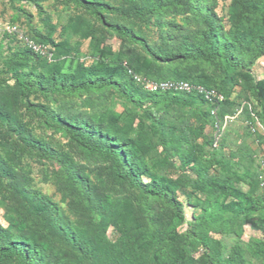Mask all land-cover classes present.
<instances>
[{"label":"rangeland","instance_id":"374dc122","mask_svg":"<svg viewBox=\"0 0 264 264\" xmlns=\"http://www.w3.org/2000/svg\"><path fill=\"white\" fill-rule=\"evenodd\" d=\"M95 1L127 12L133 7L150 11L159 0ZM199 6L206 7L225 30L229 29V1H209ZM103 20L129 29L155 54L164 53L168 61H152L138 44L117 36L74 0H0V72L18 74L37 86L39 91L28 99L54 121L103 126L130 122L133 137H140V141H127V149L136 152L145 170L150 175L156 173L183 204L182 214H174L159 202L145 203L151 214L166 219L170 233L193 226L207 209L200 191L177 186L180 176L188 175L192 180L197 173L201 177H227L229 172L223 167L233 166V188L245 194L249 191L248 180L253 178L258 184L256 195L263 199L264 128L252 86L264 78V57L251 63L245 61L243 68L236 72L226 70L223 76L186 63L180 55L187 44L199 43L204 25L198 14L183 7L146 12L144 19L103 13ZM97 62L110 67L130 64L140 78L199 79L209 87L207 91L222 96V100L204 103L191 92V96L174 95L184 99L179 105L141 100L142 105L136 106L121 97L115 87L101 92L79 90L90 78L88 73L97 69ZM53 89L68 93H53ZM119 89L138 98L136 85L131 82L121 84ZM221 104L223 121L216 123V110ZM0 118L6 120L0 126V247L15 246L24 252L26 240L30 239L45 258L43 264H89L85 250L78 246L81 233L110 242L116 238L113 227L102 231L98 226V208L109 201L128 204L140 229L150 230V222L141 212L144 203L139 194L116 185L110 177L109 164L87 160L64 131L26 112L13 81L0 88ZM187 131L196 137L195 156L201 163V167L192 165L195 174L176 157L175 139ZM209 137L213 138L212 147L208 145ZM140 180L149 182L145 177ZM234 199L227 192L219 195L212 206L219 207L224 218H228L223 206ZM45 213H53L49 221L61 227L59 231L51 229ZM254 219L256 224L243 225L239 237L249 253L248 245L263 240L264 210L255 213ZM65 227L72 232V238L63 234ZM212 236L227 245L235 240L228 234Z\"/></svg>","mask_w":264,"mask_h":264},{"label":"trees","instance_id":"16d2710c","mask_svg":"<svg viewBox=\"0 0 264 264\" xmlns=\"http://www.w3.org/2000/svg\"><path fill=\"white\" fill-rule=\"evenodd\" d=\"M209 1L216 0H159L155 3L154 9L150 11L133 7L125 12L95 0H74L82 10L88 12L117 36L138 44L155 62L166 63L168 59L164 53L155 54L142 38L134 35L129 29L106 24L103 20V13L124 16L131 14L144 19L146 12L153 13V11L183 7L187 12L198 14L204 25L199 43L196 45L187 44L180 56L186 63L205 67L218 76H223L226 70L230 72L240 70L245 61L251 63L255 58L264 57V0H227L230 7L228 30L224 29L217 18L210 15L206 7L199 6ZM192 3H196L197 8H193ZM96 66L97 69L88 73L90 78L78 87L79 90L101 92L106 88L115 87L121 97L136 106L142 105L141 100H153L156 105L165 103L179 105L184 99H178L174 96L175 94L192 95L181 92H147L134 80L138 74L127 63L120 67H110L104 62H97ZM144 78L155 83L187 82L205 90L209 88L199 79ZM9 81L14 82L19 93L20 105L26 112L44 124L64 131L69 139L81 149L87 160L94 159L109 164L112 181L118 186H127L136 191L139 194V199L144 203L141 212L147 216L150 222L151 228L148 232L142 231L132 219L128 204L109 201L98 208L100 230L105 231L108 226H111L116 238L114 242H110L97 236L90 239L81 233L78 246L85 250L84 255L89 264H264V222L262 223L263 240L248 245L251 253L239 240L243 225H255L254 214L264 210V198L260 199L256 195L257 182L253 178H249L247 183L249 191L243 194L233 188V166L223 167L229 172L227 177L216 178V175L201 177L198 173L195 174L192 165L201 167V163L195 156L196 137H192L190 131L180 133L176 137L175 141L178 143L176 157L183 166H188L187 168L196 175V179H189L188 175L180 176L176 184L180 189L194 187L195 191H200L205 200L202 201V204H205L207 209H204L203 216L195 219L193 226L190 225L189 228L179 233L173 231L170 233L166 219L151 214L145 203L149 200L159 202L174 214H182L183 204L174 198L167 184L159 180L156 173L150 175L145 170L136 152L127 149L129 147L127 141L137 143L140 141V137H133L134 133L130 122L123 125L109 123L103 126L102 124L87 125L68 120L62 122L59 119L54 121L40 106L31 103L28 99L30 94L39 91L37 86L30 85L23 76L18 74L8 76L0 72V88ZM130 82L136 85L138 98L119 89L121 84ZM52 92L68 93L63 89H53ZM196 94L201 102H206L202 95ZM252 97L261 108L259 120L264 128V78L256 81L252 86ZM237 106L239 108L240 105ZM221 107L222 104L216 110V123L223 121L224 115ZM244 110L245 108L241 113L245 112ZM143 112L151 117L148 109H144ZM206 117H210V114L206 113ZM5 121L0 118V126L5 125ZM208 140V145L212 147L213 138L209 137ZM119 143L121 145H118ZM200 152H203V149ZM158 172L160 170L157 171V174ZM142 177L149 179V182L143 183L140 180ZM203 187H205V191H202ZM227 192L235 199L223 206V211L230 215L228 218H224L219 207L212 205L219 195H225ZM45 214L46 222L51 229L59 231L61 227L49 221L53 217V213ZM231 226L233 228H229ZM62 232L67 238H72L73 234L67 227L62 228ZM212 234L233 235L235 240L232 244L227 245L223 239H216ZM25 251L26 253H24ZM25 251L23 252L15 246L0 247V264H9L11 261L16 264H37L35 260H38V264L45 262L41 251L37 249L32 240H26ZM255 257L256 261H252ZM34 258L37 259L34 260Z\"/></svg>","mask_w":264,"mask_h":264},{"label":"built area","instance_id":"2783aa9c","mask_svg":"<svg viewBox=\"0 0 264 264\" xmlns=\"http://www.w3.org/2000/svg\"><path fill=\"white\" fill-rule=\"evenodd\" d=\"M134 80L142 86V88L150 93L159 92H181V93H191L196 92L204 97L207 101H221L222 96L213 93V91H207L202 87L193 86L187 82H151L140 77H134Z\"/></svg>","mask_w":264,"mask_h":264}]
</instances>
